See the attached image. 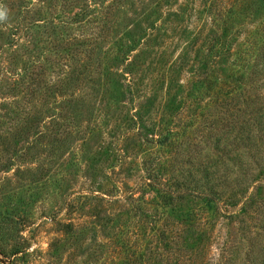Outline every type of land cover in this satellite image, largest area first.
Masks as SVG:
<instances>
[{
  "label": "rangeland",
  "instance_id": "obj_1",
  "mask_svg": "<svg viewBox=\"0 0 264 264\" xmlns=\"http://www.w3.org/2000/svg\"><path fill=\"white\" fill-rule=\"evenodd\" d=\"M0 11V264H264V0Z\"/></svg>",
  "mask_w": 264,
  "mask_h": 264
},
{
  "label": "trees",
  "instance_id": "obj_2",
  "mask_svg": "<svg viewBox=\"0 0 264 264\" xmlns=\"http://www.w3.org/2000/svg\"><path fill=\"white\" fill-rule=\"evenodd\" d=\"M255 118H256V112H254V111L247 112V115L246 116L244 115V120H242L243 127L244 128L246 127V129L249 130V132L253 131V130H251V126H253V124L255 125L257 123L258 118L257 119H255ZM251 121H253V122H251ZM260 123L262 124V121H260ZM262 136L264 137V125L263 124H262V126L259 125L257 127L256 136H254V137L258 138L259 141H262V139H261ZM248 137H246L244 139L246 142L245 146L251 147V146H253V140L249 139ZM200 195L204 196L202 194H200Z\"/></svg>",
  "mask_w": 264,
  "mask_h": 264
},
{
  "label": "clouds",
  "instance_id": "obj_3",
  "mask_svg": "<svg viewBox=\"0 0 264 264\" xmlns=\"http://www.w3.org/2000/svg\"><path fill=\"white\" fill-rule=\"evenodd\" d=\"M6 18V12L0 11V20H4Z\"/></svg>",
  "mask_w": 264,
  "mask_h": 264
}]
</instances>
